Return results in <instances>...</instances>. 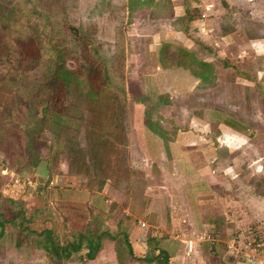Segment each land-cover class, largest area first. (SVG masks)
<instances>
[{"label":"crops","instance_id":"0c3cea01","mask_svg":"<svg viewBox=\"0 0 264 264\" xmlns=\"http://www.w3.org/2000/svg\"><path fill=\"white\" fill-rule=\"evenodd\" d=\"M141 1L146 0L135 1L139 7L123 31V70L125 79L132 80L130 76L135 74L141 97L154 108L147 115L141 98L126 100L129 177L132 188L136 186L138 191V213L147 228L167 233L160 242L170 254L169 263L191 264L202 256L197 232L228 234L237 226L235 220L241 211L253 226L264 225V63L253 65L248 55V49L258 54L264 33L253 34L246 25L244 44H239L233 56L229 52L226 62L220 57L225 50H216L206 31L207 22H214L212 14L220 12L218 0L207 2L204 16L193 15L182 26L183 22L176 21L178 17L189 14V8L200 12L198 6H206L208 0H169L153 9L151 17V6L146 10ZM242 1L237 6L250 12L251 0ZM213 5L216 9L208 13ZM128 13L126 5L125 17ZM260 17L264 22L263 12ZM243 19L250 20L248 16ZM216 31L217 42L229 49V42L224 41L229 34H221L218 24ZM138 41L143 42L144 55H140L141 47H132ZM163 42L196 50L200 59L195 69L199 73L162 67L156 57ZM137 71L143 72L136 75ZM76 180L83 182L82 178ZM106 190L112 197L117 192L109 187ZM147 228L136 224L128 227L137 256L145 251ZM104 243L113 251L112 243L107 239ZM180 246L186 247L183 253Z\"/></svg>","mask_w":264,"mask_h":264},{"label":"trees","instance_id":"16d2710c","mask_svg":"<svg viewBox=\"0 0 264 264\" xmlns=\"http://www.w3.org/2000/svg\"><path fill=\"white\" fill-rule=\"evenodd\" d=\"M135 1L140 0H127L128 10L134 6ZM167 2L146 0L140 3L146 7L151 6L150 14H155L153 9L163 7ZM18 12L27 19L35 17L40 29L36 36L20 41L24 55L19 57L13 69L12 80L0 77V130L4 126L6 131L0 133V148H3L2 152L12 163L36 171L39 175L55 173L58 155L60 152L67 153L70 158L68 173L87 177L94 182L92 188L95 192L91 198L96 207L86 203V191L57 185L52 187L53 203L61 215L63 233L60 235L55 227L38 223L45 207L27 213L22 201L6 197L0 207V241L9 237V243L18 250L27 247L29 250L38 249L44 254L47 264H62L76 258L82 262L94 259L102 248L103 240L107 238L113 243L117 264H170L168 250L161 245V237L153 234L152 229L146 232L144 253L137 256L128 238V223L123 224L122 220L110 223L109 211L104 212L106 205L98 193L106 181L113 188L128 193L132 188L122 119L125 96L128 94L133 100L141 98L147 115L154 108L153 104L141 97L135 81L129 80L125 86L122 55V59L113 61V65L119 66V81L109 82L105 75L108 69L105 62L108 59L94 50L87 38L79 33L78 27L67 26L79 47L81 62L86 66V79L76 80L81 85L79 90L82 95L88 97L84 123L86 144L79 146L75 139L73 119L64 116L68 111L64 91L70 78H64L59 71L48 70L42 65L45 56H51L47 18L33 8L21 7ZM190 19L191 16L185 14L176 21L186 24ZM119 51L124 53L123 47ZM156 58L162 67H183L198 73L195 68L199 61L192 49L163 42ZM46 92H49V102L43 99ZM43 101L47 105L39 109L38 105L43 104ZM45 127L50 130L51 142L40 139ZM40 144L44 145L45 150L40 148ZM7 225H12L13 230L7 231ZM5 249V245H0V258ZM210 249L215 250V246L210 245ZM215 257L218 259L216 254ZM218 264L225 263L219 261Z\"/></svg>","mask_w":264,"mask_h":264},{"label":"rangeland","instance_id":"374dc122","mask_svg":"<svg viewBox=\"0 0 264 264\" xmlns=\"http://www.w3.org/2000/svg\"><path fill=\"white\" fill-rule=\"evenodd\" d=\"M181 1L183 2L186 0ZM192 1L198 2V0ZM210 1L211 0L204 2V4H207L206 6H203L202 4L198 6L200 12L198 9L194 11L189 8L190 13L186 14L191 17H193V15L200 16L201 14L204 16L203 10L207 8ZM228 1V4L223 5V3L218 0L219 3L217 2V9H219L220 12H217L216 16L212 14L211 20L214 22L210 25L211 21H208L206 26V31L211 35V45H213V47L215 46L216 50H225V53L220 54V57L223 56L222 59L226 62L229 61L225 57H229L230 53L233 56V52L239 48V44H244L242 40H246V25H249L253 34L264 33V22H262V17H260L262 16V12L264 13V0H251L250 12H248L249 10H246V7L241 9L237 6L242 0ZM244 1L245 0L242 2ZM199 2L201 3L202 0H199ZM231 3H234L235 7L234 5H230ZM136 4L137 2H135L134 6L129 10L127 17H125L124 8L127 5V0H0V77L4 76L5 79L12 78L11 75L14 72L13 69L15 66H17L19 57L24 55V50L22 49V45H20V41L23 42L29 39V36L30 38L36 36L40 29L39 23L35 17V19L33 17L27 19L22 16L21 13L19 14V9L21 7L33 8L42 12L46 16L50 26V31L48 33V36L50 37V40H48L50 47L48 48L51 50V56H49V58L45 56L42 65L43 68H48V70L55 72L59 71L64 78H70L69 84L65 85L64 91L66 103L68 104V111L65 115H62L66 116L67 119H73V126L77 129L74 130L76 133L75 139L77 144L79 146H85L84 123L85 116L87 115L86 108L88 97L86 94L82 95L81 90H79L81 85L76 83V80L79 81V78L86 79V66L81 62L79 47L72 39L73 36L70 34L71 32L69 33L67 26L72 25L78 27L79 33L81 32L85 38H87L94 50L99 55L108 59L107 63L105 62L108 67L105 75H107L109 82L116 83L119 81L118 75L120 74V70H117L119 67L118 65H113V61L120 60V58L122 59V56L124 57L122 62L124 63L125 61L126 55L124 53H119V50L124 46L123 31L126 29L127 22L133 16L136 7H139ZM211 7H208V13L209 11L216 9L215 5H213V8ZM143 8H147L146 10L150 9V7L146 6H143ZM157 11L161 12L160 10ZM149 15L148 17H151L153 16V13ZM243 16H248L249 19L252 16L255 18L253 20H247L243 19ZM179 22L180 21H178V23ZM222 22L224 24H222ZM175 24L177 25V23ZM183 24L185 25V23H181L180 25L182 26ZM216 24L219 25L221 34H224L225 32L229 34L224 41L229 42L230 50L228 48L226 50L225 47L220 46V40L217 42L215 36L219 35V33L216 31ZM221 24L224 26L223 30L221 29ZM2 25L5 27L3 28ZM190 26H188V28ZM175 27L177 28V26ZM231 32L234 34L230 35ZM138 43L132 44V47L138 50L141 47L140 55H144V46H142L143 42L138 41ZM259 43V48L256 50L258 54L247 48L249 51L248 55L251 56L249 59H251L253 65L257 66L264 63V52L261 51L262 48H264V40ZM193 51L194 56L197 59H200L196 50ZM130 59L132 58L130 57ZM67 71L69 72L66 74ZM133 71H130L131 74L135 73ZM141 72L143 71H137L136 75ZM122 73L125 75V70H123ZM132 75L130 78L136 80L137 77L134 76L135 74ZM125 80L129 81L130 79H125L124 77V81ZM124 84L127 86V83L124 82ZM127 98L130 99L125 96L126 100ZM43 99L46 100V102L50 101L49 92L44 94ZM126 100L124 102V112L122 115L125 129L127 128V125H129V100ZM46 105L47 104L43 101V104H39L38 106L39 109H42L46 107ZM0 122H2V118H0ZM5 132V127L3 126L0 133L4 134ZM50 137V130L45 127L40 139L51 142ZM40 148L45 150L43 144H40ZM2 149L3 148H0V207L2 205V200L6 197L12 198L15 201H22L27 213H30L33 209L45 207V211L37 220L38 223H41L42 225L45 224L47 227H55L60 235L63 233L61 215L53 203V193L51 192L52 187L57 185L58 187L62 186L78 189L83 192L86 191L87 195L84 197V199H87L88 201L86 203L92 207H96L93 205V197L91 198V194L95 192L92 188L94 182L89 181L87 177L81 175L73 176L68 173L70 158L67 153L60 152L58 155L57 171H55V173H52L51 175H39L36 171L23 169L18 164L12 163L10 159L5 156L4 152H2ZM41 151L43 152V150ZM79 178H82L81 181L83 182H77L76 179ZM107 187L117 191L114 197L110 196L111 193L106 190ZM134 187L131 188L128 193V191L125 192L122 189L113 188L108 181L104 183L98 193L102 197V202L106 205L104 212L106 213L109 211L110 223L112 221L116 222L122 220L123 224L128 223V227L130 224H136L139 227L147 228V222L145 219H142L140 217L141 215L138 213V210L140 212L141 206L140 201L136 204V195L138 191L136 190V186ZM80 198L81 197L79 196L78 199ZM238 213L239 214L235 220L237 226L233 229L231 228L228 234H226L225 231H221L222 234L217 231L197 232L196 237H198L200 241L199 246L202 256L197 258L194 261L195 263L190 262L191 264H218L219 261H222L225 264H264V225L257 223L253 226L252 222L246 220L242 211ZM148 229H152V233H156L155 235L160 237H165L167 235L165 231H158L151 227H148L146 230ZM6 230L12 231V225H7ZM106 239L107 238H105V240ZM163 239L164 238H161L160 240ZM107 241L112 243L110 239H107ZM9 242V237L0 241V245L6 246V249L3 252L4 255L0 258V264H47L44 254L38 249L29 250L27 247V249L18 250ZM210 245H214L215 250H211ZM102 247L103 249H100L101 252L99 251L100 253L98 252L96 257L92 260L82 262L76 258L62 264H117L115 259L112 260L114 252L108 250L107 243L102 244ZM179 248L181 253H183V249H186L184 246H180ZM215 254L218 256V259H216ZM127 264L138 263L129 262Z\"/></svg>","mask_w":264,"mask_h":264},{"label":"built area","instance_id":"2783aa9c","mask_svg":"<svg viewBox=\"0 0 264 264\" xmlns=\"http://www.w3.org/2000/svg\"><path fill=\"white\" fill-rule=\"evenodd\" d=\"M142 224V223H141ZM142 225H144V224H142ZM259 238V237H258ZM250 244V243H249Z\"/></svg>","mask_w":264,"mask_h":264}]
</instances>
